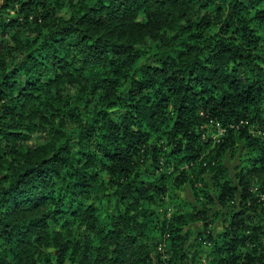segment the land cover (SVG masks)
<instances>
[{
    "label": "trees",
    "instance_id": "trees-1",
    "mask_svg": "<svg viewBox=\"0 0 264 264\" xmlns=\"http://www.w3.org/2000/svg\"><path fill=\"white\" fill-rule=\"evenodd\" d=\"M254 184L264 0L0 2V264H264Z\"/></svg>",
    "mask_w": 264,
    "mask_h": 264
},
{
    "label": "rangeland",
    "instance_id": "rangeland-1",
    "mask_svg": "<svg viewBox=\"0 0 264 264\" xmlns=\"http://www.w3.org/2000/svg\"><path fill=\"white\" fill-rule=\"evenodd\" d=\"M0 2H2V0H0ZM58 13H61V11L59 10L58 11ZM9 14H13V10H10V12H9ZM209 124V123H208ZM208 127H210L209 125H208ZM211 128V127H210ZM210 128H208L207 130H206V132L204 133V135H203V137H206L207 135H211V136H213V137H215V136H217V134L221 131L219 128H214V129H210ZM231 161L232 160H234V158H232V159H230ZM236 161L234 160L233 161V163H235ZM232 164V163H231ZM232 169V168H231ZM252 188L255 190V192H258L259 194H260V196H261V198H263V200H264V190H259L258 189V185H256V184H254V185H252ZM192 189L190 188V186L189 185H186L185 187H183L181 190L179 189V194H181V195H184V196H186L187 198H191V194H192ZM197 204H199V203H197ZM264 205V204H263ZM167 209L169 210V211H171L172 210V208H171V206H168L167 207ZM264 210V209H263ZM222 218H223V214H221V215H218L217 217H214V219H213V221H212V225H211V227H212V229L214 230V231H216V230H218L219 228H221V226L223 225V223H224V220H222ZM201 223H202V221L201 220H195L194 222H192L191 223V227H192V229H193V232L195 233V230L197 229V228H199L200 226H201ZM54 226H55V224H54ZM205 242V241H204ZM204 242H202L201 244H200V250L197 252V254H196V264H211V262L208 260V257H207V242L206 243H204ZM263 242H264V239H263ZM163 245L164 244H162V242L158 245L161 249H165V248H162L163 247ZM63 264H66V262H64Z\"/></svg>",
    "mask_w": 264,
    "mask_h": 264
},
{
    "label": "built area",
    "instance_id": "built-area-1",
    "mask_svg": "<svg viewBox=\"0 0 264 264\" xmlns=\"http://www.w3.org/2000/svg\"><path fill=\"white\" fill-rule=\"evenodd\" d=\"M219 129L222 131V128H219ZM221 131H220V132H221Z\"/></svg>",
    "mask_w": 264,
    "mask_h": 264
}]
</instances>
